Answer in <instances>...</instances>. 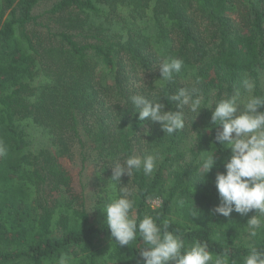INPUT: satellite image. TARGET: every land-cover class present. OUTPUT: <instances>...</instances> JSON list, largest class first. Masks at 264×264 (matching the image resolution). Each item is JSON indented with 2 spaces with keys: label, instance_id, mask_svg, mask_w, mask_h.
<instances>
[{
  "label": "trees",
  "instance_id": "16d2710c",
  "mask_svg": "<svg viewBox=\"0 0 264 264\" xmlns=\"http://www.w3.org/2000/svg\"><path fill=\"white\" fill-rule=\"evenodd\" d=\"M40 1L0 0V141L7 147L0 156V264H52L62 251L77 264H144L139 241L115 246L98 207L108 164L133 152L158 157L150 176L121 177L134 191L135 216L168 219L170 230L214 252L245 254L254 210L210 211L220 203L215 177L231 155L215 141L214 106L189 114L185 129L169 136L158 123L138 122L128 98L195 85L214 103L234 94L245 74L264 95V0H56L35 13ZM167 56L182 58L184 67L161 81L158 64ZM161 102L178 110L175 101ZM76 147L96 167L89 206L66 165ZM207 151L216 162L204 179L197 162ZM256 244L264 248V232Z\"/></svg>",
  "mask_w": 264,
  "mask_h": 264
},
{
  "label": "clouds",
  "instance_id": "9594fccd",
  "mask_svg": "<svg viewBox=\"0 0 264 264\" xmlns=\"http://www.w3.org/2000/svg\"><path fill=\"white\" fill-rule=\"evenodd\" d=\"M158 66L160 80L172 81L184 67V60L167 56ZM255 89L256 81L245 74L234 94L222 95L214 103L206 102L195 85L181 87L172 94L153 95L152 98L140 92L128 98L139 113L138 122L158 123L169 136L185 129L189 114L196 117L203 108L213 109L214 106L211 123L220 126L216 130L215 141L224 148H231V155L224 164L225 171L218 172L215 177L220 203L210 211L214 215L229 217L233 212L246 216L254 210L255 214L245 224L249 241L246 253L239 257L231 256L227 249L217 253L209 248L207 242L197 239L186 241L182 234L170 230L168 219L158 223V217L150 214H144L142 218L135 216L134 191L121 184V177L141 171L150 176L158 159L150 152H133L123 161L116 158L108 164L112 175L104 187L105 191L99 195L104 203L98 207L106 213L105 224L116 247L135 245L139 241L144 264H264V248L256 244V238L264 232V95L256 94ZM162 96L169 102L175 101L178 110H165ZM241 106L242 110H239ZM148 131L145 129L146 133ZM198 138L192 140L193 145ZM6 153L7 147L0 141V156ZM215 162L214 152H201L197 163L204 179ZM184 203L183 199L178 201L179 206ZM52 264H77V259L71 252L62 251Z\"/></svg>",
  "mask_w": 264,
  "mask_h": 264
},
{
  "label": "rangeland",
  "instance_id": "374dc122",
  "mask_svg": "<svg viewBox=\"0 0 264 264\" xmlns=\"http://www.w3.org/2000/svg\"><path fill=\"white\" fill-rule=\"evenodd\" d=\"M56 0H41L38 5L34 8V12L38 13L48 8ZM239 110H242V106ZM82 151V153L80 152ZM86 149L76 147L74 149V155L70 160L67 161L66 165L73 176V185L75 189L83 188L86 195V203L89 206L92 203L90 199L91 194L95 186V171L96 167L93 163L91 157L88 156ZM83 155H86V159L83 158ZM153 206L158 204L157 200L152 201Z\"/></svg>",
  "mask_w": 264,
  "mask_h": 264
}]
</instances>
